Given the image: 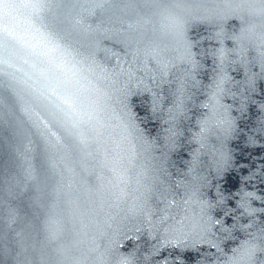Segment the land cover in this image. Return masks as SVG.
Returning <instances> with one entry per match:
<instances>
[{"label": "snow or ice", "instance_id": "snow-or-ice-1", "mask_svg": "<svg viewBox=\"0 0 264 264\" xmlns=\"http://www.w3.org/2000/svg\"><path fill=\"white\" fill-rule=\"evenodd\" d=\"M14 7L12 0H0V14ZM69 28L83 37L80 14L71 15ZM21 39L13 32L0 34V132L10 157L0 181V264H27L31 208L48 195L26 152L27 167L16 170L19 141L35 130L54 143L58 123L78 128L86 116L92 118L69 48L51 36L32 37L25 68L12 46ZM241 39H228L220 30L191 37L174 54L141 48L135 38L123 56L103 50L112 57L105 75L122 109L105 163L121 195L135 180L132 212L138 213L139 227L133 231L136 244L149 252L146 264H205L223 237L240 244L231 251L241 257L256 252L254 240L244 237L254 235L250 221L255 217L264 222V65L258 70L239 55L234 41ZM95 47L98 41L89 40L90 59ZM28 55L42 57L49 67L29 62ZM28 97L46 102L47 111L39 112ZM104 127L97 122L98 136ZM79 140L87 144L88 137L81 132ZM55 191L64 194L65 185ZM203 240L211 242L198 243ZM128 244L135 247L131 238ZM238 259L230 257L226 264Z\"/></svg>", "mask_w": 264, "mask_h": 264}, {"label": "clouds", "instance_id": "clouds-1", "mask_svg": "<svg viewBox=\"0 0 264 264\" xmlns=\"http://www.w3.org/2000/svg\"><path fill=\"white\" fill-rule=\"evenodd\" d=\"M15 7L0 14V34L15 33L21 40L12 46L21 57L32 37L51 36L62 48L68 47L81 74V99L92 114L80 122L57 124L59 140L46 138L35 130L18 143L16 170L27 164L39 181L47 186L43 202L31 208L30 240L27 264H146L148 251L136 244L134 227H139L138 213L132 205L137 199L135 180L128 185L127 195L120 194L112 168L105 154L112 153L111 137L117 129L116 117L121 104L112 80L105 75L111 56L105 48L123 56L130 51L128 42L135 38L140 47H159L176 53L183 42L197 34L223 30L234 41L245 61H254L258 70L264 65V0H12ZM89 6L91 9L89 10ZM82 16L84 35L73 33L69 20L73 13ZM89 40L98 41L91 49ZM70 46V47H69ZM27 60L39 67H49L42 57L28 55ZM179 63V61H177ZM27 68L28 65L24 64ZM29 102L47 111L46 102L33 97ZM97 122L104 125V135H97ZM45 121H41L42 126ZM71 129V130H70ZM88 137L81 143L79 134ZM0 139H4L0 132ZM209 163L212 158L209 157ZM123 166L129 167L126 160ZM10 157L0 154V181L5 179ZM65 193L56 194L59 185ZM70 186V191L68 187ZM251 237L257 245L252 257H241L240 244L221 238L218 251L208 252L205 264H226L228 258L239 257L236 264H264V222L257 216ZM143 235V232H141ZM243 236V233H242ZM132 239L135 247L128 244ZM239 239V238H236ZM209 240L198 243H210Z\"/></svg>", "mask_w": 264, "mask_h": 264}, {"label": "water", "instance_id": "water-1", "mask_svg": "<svg viewBox=\"0 0 264 264\" xmlns=\"http://www.w3.org/2000/svg\"><path fill=\"white\" fill-rule=\"evenodd\" d=\"M4 137V134H3ZM0 154H2L5 158H8V146L6 143V139L4 137V139H0Z\"/></svg>", "mask_w": 264, "mask_h": 264}]
</instances>
